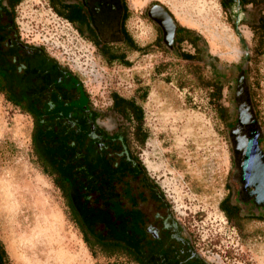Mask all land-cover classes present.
<instances>
[{
  "label": "rangeland",
  "instance_id": "obj_1",
  "mask_svg": "<svg viewBox=\"0 0 264 264\" xmlns=\"http://www.w3.org/2000/svg\"><path fill=\"white\" fill-rule=\"evenodd\" d=\"M129 1L126 28L135 44L148 50L123 48V60L100 56L50 0H21L14 20L20 35L77 74L103 129L111 131L122 122L109 109L110 93L140 105L146 138L138 145L129 135L130 150L200 258L211 264H264V210H247L239 200L230 136L233 128L247 137L257 129L264 153V19L257 31L251 29L264 14L263 4ZM154 5L178 27L170 39L163 35L160 41L155 22L147 17ZM155 15L168 28L164 16L159 11ZM211 33L218 34L215 47ZM181 52L192 57L183 58ZM239 110L253 122L240 126ZM31 127L30 116L0 93V243L5 264H54L64 254H78L83 264L124 262L122 256L91 252L83 242L59 189L35 160ZM225 197L237 208L232 218L220 209Z\"/></svg>",
  "mask_w": 264,
  "mask_h": 264
},
{
  "label": "trees",
  "instance_id": "obj_2",
  "mask_svg": "<svg viewBox=\"0 0 264 264\" xmlns=\"http://www.w3.org/2000/svg\"><path fill=\"white\" fill-rule=\"evenodd\" d=\"M20 1L0 0V42L5 34L16 30L14 7ZM50 2L55 12L63 17L71 21L80 17L78 7L62 4L59 0ZM239 3H262L264 13V0H239ZM66 7L68 12L64 13ZM263 19L264 14L251 29L257 31ZM101 51L108 55L105 48ZM181 56L192 57L186 52H181ZM112 57L108 55L109 59ZM52 70L57 73L54 67ZM5 81L8 80L0 78V89ZM23 82L27 86L24 93H9L4 97L19 109L21 104L26 107L20 110L31 118L32 153L41 171L59 189L83 242L91 252L97 249L107 257L125 258L124 262L115 261L114 264H144L143 243L135 241L132 244L129 208L135 187L141 190L149 183L143 165L129 145V135L138 145L146 138L140 105L132 98L110 93L109 109L122 122L107 131L96 123L99 112L91 107L88 94L75 72H70L49 94L52 107L45 104L44 96L35 90L40 85ZM213 86L218 92L219 86ZM220 209L228 218L237 212L236 206L229 205L226 197L221 200Z\"/></svg>",
  "mask_w": 264,
  "mask_h": 264
},
{
  "label": "flooded vegetation",
  "instance_id": "obj_3",
  "mask_svg": "<svg viewBox=\"0 0 264 264\" xmlns=\"http://www.w3.org/2000/svg\"><path fill=\"white\" fill-rule=\"evenodd\" d=\"M59 1L62 4L79 8L78 16L80 17L78 19L71 21L68 17L64 18L74 25L78 33L89 39L105 60H123L125 58L124 49L127 48L131 52L148 50L145 44L137 46L126 28L130 8L129 0ZM220 1L224 5L239 3V0ZM156 11H159L167 21L163 10L156 5L148 8L147 17L155 22L161 41L163 35L165 37L166 32L169 33V26L166 28L165 22L155 15ZM67 12L68 7L64 9V13ZM14 23L16 30L5 34L0 42L2 59L0 78L8 80L3 82L0 93L3 95L24 93L27 86H24L23 81H27L31 85H40V88H35V90L39 95L44 96L45 104L52 107L49 94L59 83L61 85L72 71L58 62L42 46L20 35L15 20ZM95 24L100 25L101 37L94 27ZM170 29L172 35L175 36L178 30L177 25L173 23ZM101 48H105L108 51L107 54L113 57L109 59L108 55H103ZM52 67L57 69L56 74ZM14 78L17 80H13ZM28 107L37 108L38 106L28 105ZM23 108L26 107L21 104L20 109ZM235 174L240 187L239 200L243 207L255 212L264 210V187L258 188L256 183H249L250 173L247 170L240 172L238 168H235ZM129 201L132 244L134 245L135 241L143 243L144 264H211L200 258L190 245L189 240L183 235L179 225L170 214L162 194L152 182L149 181L148 184L143 185L141 190L136 186ZM0 264H5L1 243Z\"/></svg>",
  "mask_w": 264,
  "mask_h": 264
},
{
  "label": "water",
  "instance_id": "obj_4",
  "mask_svg": "<svg viewBox=\"0 0 264 264\" xmlns=\"http://www.w3.org/2000/svg\"><path fill=\"white\" fill-rule=\"evenodd\" d=\"M163 12L169 26V33L165 36V38L169 37L170 39L172 37V31L170 28L173 24L168 14L164 10ZM94 27L101 37L100 25L95 24ZM242 113H244V115H242ZM249 116L250 115L246 114L245 111L239 110L238 122L240 126L253 122V120L250 121ZM256 130H252L247 137L240 134L237 128H233L231 129L230 136L236 168H238L240 172L247 170L250 173L249 183H256L259 188L264 187V153L259 147L258 133Z\"/></svg>",
  "mask_w": 264,
  "mask_h": 264
},
{
  "label": "bare ground",
  "instance_id": "obj_5",
  "mask_svg": "<svg viewBox=\"0 0 264 264\" xmlns=\"http://www.w3.org/2000/svg\"><path fill=\"white\" fill-rule=\"evenodd\" d=\"M133 4H131V6H132ZM177 16H179V13L178 12H174ZM181 19H182V21H184V22H186V23H188V24H193V23H195V22H193L192 20H188L187 18H183V17H181ZM217 37H218V34L217 33H211L210 34V45L212 46V47H215L216 45H217ZM217 39V40H216ZM226 45H227V43L226 42H224ZM59 257V256H58ZM57 257V258H58ZM43 258V257H42ZM39 259V258H38ZM59 260L56 262V263H54V264H83V262H82V260L79 258V255L78 254H76V255H66V254H64V257L63 258H58ZM40 260H42V259H40ZM39 262V261H38Z\"/></svg>",
  "mask_w": 264,
  "mask_h": 264
}]
</instances>
